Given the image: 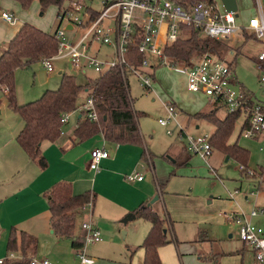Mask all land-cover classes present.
<instances>
[{
  "label": "rangeland",
  "instance_id": "374dc122",
  "mask_svg": "<svg viewBox=\"0 0 264 264\" xmlns=\"http://www.w3.org/2000/svg\"><path fill=\"white\" fill-rule=\"evenodd\" d=\"M101 2L102 0H69L63 3L62 8L68 11L73 9V3L79 4L81 6L80 11L72 16L83 20V6L98 12L102 9ZM236 3L235 17L240 25H245L251 17L256 16L258 4L264 10V0H236ZM0 10L14 15L18 24L28 23L49 34H53L58 28L62 29L66 26V21L59 22L56 6L51 5L42 10L37 0H33L25 9L13 0H0ZM75 28L77 29L75 32H66V36L74 43L83 33L82 29ZM232 37L230 42L224 43L228 51L224 52L222 57L233 60L234 71L239 82L255 95L260 96L259 73L252 57L264 48L254 38H245L241 32ZM254 42H258L259 45ZM112 52V47L107 46L96 49L98 56H105L106 54L112 56ZM52 63L54 70L51 74L44 69L41 62H35L30 66L19 67L15 70V99L18 104L38 99L46 89L52 88L53 84L59 82L58 75L60 73L74 74L77 81L83 84H87L89 79L97 76V73L92 69H88L86 76H84L78 69L72 67L66 58L55 59ZM126 75L129 94L133 99L134 108L138 112V127L143 146L141 149L144 150V153L137 169L132 170L129 167L128 171L122 173L121 179L127 185H131V182L123 179V175L139 173L143 178L146 176V179H149L153 186H155V181L162 185L160 186L162 190L159 192L161 197L158 200L160 204L158 203L156 209L162 216V207H165L173 221L172 231L168 229L167 236H175L178 240V243L171 242L166 244L169 246L164 247L166 264H176V261L178 264H189L197 261L198 252L195 251L190 256L187 251L191 245L189 240L198 235L209 237L212 246H217L220 251H235L242 247V241L238 237V226L233 221L226 219L225 213L234 209H242L248 213L253 208L256 195L264 192V175L262 174L264 166L262 168L255 166L264 162V156L258 149V143L241 137L237 141L239 145L244 146L249 151L247 164L254 171L251 175L241 174L240 163L215 148L212 149L207 161L202 160L198 155L189 153L188 161L181 166L177 165L175 162L178 157H176L173 149L184 150L187 143L185 137L182 140L179 139L178 132L180 129L189 136H198L203 133L211 134L213 131L214 125L208 120L198 117L191 118L200 110L205 111L207 108L213 107L211 102L204 95L186 89L185 75L179 69H171L165 66L155 68L153 82L148 89L140 85L132 73L127 72ZM84 96L79 94L77 100L79 105L81 102H85ZM166 104H173L177 124L170 121L167 126H162L158 122V119H166L168 116ZM225 114L224 108H217L216 115L223 117ZM84 117L83 114V120ZM75 124L76 114L73 113L68 121L62 125L61 137L55 143L60 144V140L64 136L66 139L67 130L73 129ZM238 124L239 119L235 121V126L229 137L230 143L234 142L237 137ZM19 125L20 117L6 105V96L0 90V147L5 137L16 132ZM168 131L171 133L169 134ZM100 136L99 133L80 141L76 149H82L83 154L89 153V146L95 145V142L101 145ZM259 143L264 146V142L259 141ZM106 150L110 152L109 147ZM129 164L130 162H123L125 169L130 166ZM93 174L87 175L88 178H93ZM116 179L120 178L117 177ZM258 182H260L259 187ZM251 191L254 192L253 196L250 194ZM93 217L98 220L97 210H95ZM78 220H80L79 216ZM102 221L105 223L104 226L108 223L107 227H110L111 230L110 237H104L103 231L100 230L102 241L87 245L85 247L86 253L96 258L95 264H131L128 249L135 247L136 245L132 244L137 240H139L138 243L142 240L144 236L142 232L144 227L148 225V221L141 217L133 218L127 224L119 221L117 222L119 229L117 231L115 229L114 234L112 233L114 231L113 224L106 220ZM251 221L261 225L264 229V216L253 217ZM100 224L103 226L101 220ZM99 227L101 226L99 225ZM210 242L208 241L209 246H211ZM242 254L243 259L241 255H227L220 256L218 261L222 260V264H259L254 261L250 248L245 247ZM42 255L44 254L38 253L34 258L42 260L45 256ZM18 260L20 259L18 258Z\"/></svg>",
  "mask_w": 264,
  "mask_h": 264
},
{
  "label": "built area",
  "instance_id": "2783aa9c",
  "mask_svg": "<svg viewBox=\"0 0 264 264\" xmlns=\"http://www.w3.org/2000/svg\"><path fill=\"white\" fill-rule=\"evenodd\" d=\"M101 5V11H96L95 15L91 8L83 6V20L72 16L81 9L77 3H73L72 10L61 13L58 19L61 23L66 21V26L55 31L57 51L53 56L41 60L47 72L54 70L53 60L66 58L72 67L83 74L92 69L99 75L106 69L117 67L125 74L132 73L140 85L148 89L153 82L155 68L165 66L179 69L185 75L188 91L204 95L213 107L224 108L226 114H237V120L240 121L239 136L258 138L264 142V49L253 58L259 73L260 96L239 82L232 59L204 53L192 56L186 63H178L164 54L165 48L188 37V29L198 31L202 37L224 43L241 32L260 42L264 48V10L259 4L256 16L251 17L245 25L237 22L234 13L225 11L220 0H102ZM0 18L11 26L17 24L14 15L7 12H0ZM67 26L83 30L75 43L66 36L69 31ZM102 46L112 47V56H98L96 49ZM131 49L140 56L138 63L128 59ZM0 90L4 95L8 92L6 86H0ZM166 105L168 116L166 119H158V122L163 126H167L170 121L177 124L173 105ZM78 110L90 121L98 120L91 97H87ZM69 116L70 113H64L61 122L64 124ZM178 136L180 140L185 137L189 153L207 161L213 149L210 134L189 136L180 129ZM90 157L89 167L95 170L100 160L108 157V151L104 147H94L90 151ZM239 169L247 175L254 173L242 164ZM125 179L134 182L141 180L142 175L134 173L125 176ZM250 194L254 195V192L251 191ZM84 208L88 209L89 218L81 223L84 231L83 245L75 254L81 264H93L94 259L86 253L85 247L99 242L102 236L100 229L90 218L92 200ZM260 215H264V207L261 206H254L248 213L242 209L225 213L226 219L237 224L238 237L251 249L254 261L264 264V229L251 221L253 217ZM28 264L51 262L46 258L36 260L33 257Z\"/></svg>",
  "mask_w": 264,
  "mask_h": 264
},
{
  "label": "trees",
  "instance_id": "16d2710c",
  "mask_svg": "<svg viewBox=\"0 0 264 264\" xmlns=\"http://www.w3.org/2000/svg\"><path fill=\"white\" fill-rule=\"evenodd\" d=\"M13 1L25 9L33 0ZM37 1L42 10L51 5L56 6L58 8L57 17H59L66 11L62 8L63 3L69 0ZM91 11L95 15L96 11ZM187 34V38L180 39L164 49V54L170 56L174 62L186 63L192 56H200L204 53L222 57L223 53L228 51L224 42L202 37L198 31L188 29ZM244 35L247 36L245 33ZM57 46L55 32L49 34L28 23H23L18 26L14 37L5 44L0 53V86L8 88L5 95L6 105L15 111L22 121V126L15 139L28 157L40 169L47 167L41 145L59 139L63 125L61 117L64 113H71L79 108L77 100L82 91L86 93V98L93 99L98 120L90 121L84 117V120H81L74 129V142H80L100 133L105 140L114 143H140L138 112L134 108L133 99L129 94L127 75L117 67L104 70L93 79H89L87 84L79 83L74 74L61 73L56 88L46 89L36 100L22 104L16 102L15 70L19 67L30 66L35 62H41L45 57L53 56L57 51ZM128 59L138 63L140 56L131 49ZM216 111L217 108L213 107L208 112H197L191 118H204L211 122L214 125L210 134L212 148L228 154L248 169L249 151L236 141L228 142L238 117L237 114L227 113L223 118H219L216 116ZM182 163H177V165ZM240 172L243 175L246 174L243 170ZM262 174L264 175L263 171ZM94 195L90 191L75 194L71 185L63 181L54 183L47 191L46 199L50 211L51 226L59 237L72 240L74 252L83 245V237H75L74 234L76 218L89 200L94 201ZM162 214L161 216L158 211L147 205L140 206L136 211L137 216L145 218L151 225L142 243L136 247L142 248L144 251L142 264H162L158 248L171 242H177L174 236H167L168 229L172 231V220L164 207ZM18 236L21 237L20 245H22L20 260L12 256V252L16 251L18 247ZM34 243L35 239L31 235L25 232L16 235L12 229L7 242L8 257L2 259L0 264H28L30 257L26 250L30 244ZM136 248L132 249L130 254Z\"/></svg>",
  "mask_w": 264,
  "mask_h": 264
},
{
  "label": "crops",
  "instance_id": "0c3cea01",
  "mask_svg": "<svg viewBox=\"0 0 264 264\" xmlns=\"http://www.w3.org/2000/svg\"><path fill=\"white\" fill-rule=\"evenodd\" d=\"M2 11L7 12L0 10V12ZM19 25L20 24L17 22L16 25L11 26L0 18V53L3 51L5 44L14 37ZM68 27L69 26H67V28ZM75 30L77 29L69 27V31L75 32ZM244 37L251 38L250 36L245 35ZM232 38L227 42H230ZM254 43L259 45L258 42ZM252 58H254V56ZM48 73L51 74V72ZM60 74L58 76H60ZM83 75L86 76V74ZM58 84L59 82L53 84V87L49 89L56 88ZM80 94L82 96L85 95L84 98L86 99L85 92L82 91ZM212 108L213 107H209L205 111L200 110L199 112H208ZM80 111L81 110L77 109L70 113V115L73 113L76 114V124L73 129L67 130L66 139L64 136L63 139L60 140V144L55 142H45L41 145L42 154L47 161V167L45 169H40L39 166L28 157L15 139L16 134L22 126L21 119L16 132H12L5 137L0 147V259L8 257L7 242L10 232L13 229L16 232V235L20 232H25L35 239V243L30 244L26 250L30 259L40 253L44 254L45 256H42L48 259L51 264H81L73 250L72 240L59 237L51 226L50 211L46 194L50 187L58 181L69 183L75 194L86 191L95 194L94 201L92 202V213L90 218L94 224L103 231L104 237H110L111 230L110 227H107L108 223L104 226L105 223L102 220H106L113 224L114 231L112 233L114 234L115 229L116 231L119 229V224H117V222L123 219V216L127 215V213H131L134 215L133 218L139 217L136 215V211L140 206L145 205L153 195H158V200L161 197L159 192L162 190L160 187L162 185L155 181V186H153L151 181L146 179V176L144 178L142 177L141 180L131 182V185H127L121 179L122 173L128 171L129 167L132 170L134 168L137 169L138 164L141 163L144 153V150L141 149L143 147L141 142L114 143L105 140L103 135L100 134L102 139L101 145H98L96 144L98 142H95V145H92L91 147L89 146L90 151L94 147H104L105 149H108L109 147L110 152H108V157L100 160L97 169H90V152H85V154H83L82 149H76L79 142L73 141L74 129L78 126L80 121L83 120V114ZM216 116L223 118L225 115L223 117ZM239 129L240 121L238 124V134L234 139L236 142L241 137L239 136ZM249 140L258 143L260 146H258V149L264 156V146L259 143L260 140L258 138ZM173 150L174 153H176V157H178V160H176L175 163L183 162L179 166L186 163L190 158L186 146H184V150L176 148ZM123 162H130V166L125 169ZM255 166L256 168L264 166V162L256 164ZM136 169L134 170L135 172ZM91 173H94L93 178H88ZM124 175L123 179L125 178ZM117 177L120 179H116ZM117 184H119V186H117ZM259 185L260 182H258V187ZM158 200L150 205V207L156 211H158V209H156V206L159 203ZM254 206L264 207V192H260L256 195V201L254 202L253 207ZM95 210H97V215L99 216L98 220L93 217ZM78 216L80 217V220H78ZM78 216L76 218L74 234L75 237H83L84 231L81 228V223L89 218L88 209L84 208ZM133 218L131 220H133ZM100 220L103 223V226L100 224ZM129 221H127V223ZM99 225L101 227H99ZM150 226L151 225L148 221V225L144 227L142 232V234L144 233L142 240L139 243V240H137L132 244L136 246L128 249V257L129 261L131 260V264H142L144 251L142 248L136 247L142 243ZM229 237H231V234H229ZM20 238L21 237L18 236L17 250L12 252V256H14L15 259H20L22 254ZM210 240L209 237L204 235H198L189 240L191 245L187 254L192 256L191 253H195V251L198 252L197 261H193L189 264H222V260L220 262L218 261L219 257L227 255H241L243 259L242 253L245 250V247H247L243 243L242 247L237 248L235 251H220L217 246H212L213 244ZM100 241H102V239ZM208 241L213 249L209 246ZM166 246L169 245H163L158 248V254L162 264H166V258L164 256V247ZM134 248L136 249L130 254V251ZM92 258L94 259L93 264H95L96 258ZM176 264H178L177 261Z\"/></svg>",
  "mask_w": 264,
  "mask_h": 264
},
{
  "label": "water",
  "instance_id": "95a60500",
  "mask_svg": "<svg viewBox=\"0 0 264 264\" xmlns=\"http://www.w3.org/2000/svg\"><path fill=\"white\" fill-rule=\"evenodd\" d=\"M220 1H221V4H222L223 8L225 9V11L231 12V13H234V14L237 12L236 0H220ZM68 30H69V27H68ZM157 200H158V195H155L150 200V202L147 203V206H150L152 203H154ZM133 217H134V215L129 213L123 219H121L120 222L123 223V224H126L127 221L131 220ZM165 232H166V230L164 229V233ZM122 233L124 234V231H122Z\"/></svg>",
  "mask_w": 264,
  "mask_h": 264
}]
</instances>
